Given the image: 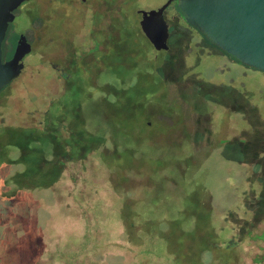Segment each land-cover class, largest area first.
<instances>
[{
	"label": "rangeland",
	"instance_id": "rangeland-1",
	"mask_svg": "<svg viewBox=\"0 0 264 264\" xmlns=\"http://www.w3.org/2000/svg\"><path fill=\"white\" fill-rule=\"evenodd\" d=\"M118 1L125 8L117 20L120 38L96 53L100 69L90 57L95 80L81 78L88 69L66 66L83 58V35L70 46L41 49L27 34L33 50L26 66L0 91V264H181L173 223L196 221L207 236L205 264H264V72L193 31L172 35L168 51H156L135 29V9L166 0ZM36 3L26 5L32 15ZM125 89L145 102L143 121H117V91ZM76 120L82 127L73 143L93 140L95 128L109 132L93 148L71 154L60 144ZM120 125L133 133L132 145L178 162L162 163L156 177L138 162L143 173L120 181L109 164L117 160L110 130L123 136ZM49 142L56 150L39 167ZM28 178L48 182L36 187ZM140 197L138 211L151 220L143 237L128 231L124 213Z\"/></svg>",
	"mask_w": 264,
	"mask_h": 264
},
{
	"label": "water",
	"instance_id": "water-1",
	"mask_svg": "<svg viewBox=\"0 0 264 264\" xmlns=\"http://www.w3.org/2000/svg\"><path fill=\"white\" fill-rule=\"evenodd\" d=\"M26 0H0V91L19 76L23 57L31 52L21 34L13 55L3 60L2 42L14 11ZM173 1L187 23L244 65L264 72V0H167L157 9L138 10L140 27L156 51L168 50L164 9Z\"/></svg>",
	"mask_w": 264,
	"mask_h": 264
},
{
	"label": "flooded vegetation",
	"instance_id": "flooded-vegetation-1",
	"mask_svg": "<svg viewBox=\"0 0 264 264\" xmlns=\"http://www.w3.org/2000/svg\"><path fill=\"white\" fill-rule=\"evenodd\" d=\"M31 2H37L35 15H32V12L26 7V5H29ZM161 5L162 4L155 8L143 9H157ZM124 9L125 8L121 7V3L118 0H26L14 11V19L7 27L6 35L2 42L3 60L12 57L17 40L21 34L25 35L27 41L30 43L31 52L33 50V39L42 49V47L46 46L56 47L62 42L70 46L74 42L75 36L83 35L85 41L83 43V52H85L83 58L75 60L74 62L69 61L68 64L65 59L66 66L68 68L74 65L72 66L74 68H68L69 71L71 70L70 72H73L72 70L76 69V66H80L83 72L84 69H88L90 57L92 56L91 61L92 63L94 62V69H100L102 63H100V59L97 60L98 56H96V53L109 51L111 46L117 45V20H119L118 15L122 14ZM138 10H141V8L135 9V14L139 15V19L137 21V27L134 28L144 37L146 43H150L140 27L141 13H139ZM163 17L168 23V40L172 35H183L187 31H193L196 32L207 45H210L206 41L207 37L203 33L185 21L184 15L178 8L177 1L171 2L164 9ZM174 20L177 22L178 27L170 24V22ZM15 21L17 23L20 22L22 25L16 27V24H14ZM27 34H32L34 36L33 39H30ZM13 37L15 38L14 45L11 41ZM118 37L120 38V35H118ZM168 40L167 44L169 49ZM8 44L10 48H6ZM10 50H12L11 53L7 55V52ZM30 53L23 57L24 66L21 72L26 66L24 59ZM55 68H57V66ZM84 72L85 73H79L81 78L90 79V77H94V80L96 79L97 75L95 74L93 76L89 72V69L87 71L84 70ZM96 73L99 74L98 72ZM72 76L71 74L65 75L68 79H71Z\"/></svg>",
	"mask_w": 264,
	"mask_h": 264
},
{
	"label": "trees",
	"instance_id": "trees-1",
	"mask_svg": "<svg viewBox=\"0 0 264 264\" xmlns=\"http://www.w3.org/2000/svg\"><path fill=\"white\" fill-rule=\"evenodd\" d=\"M128 26H130V25H128ZM11 41H12V44L14 45L15 44V38L13 37L11 39ZM206 41L210 44L211 47H213L219 51H222L223 53H225L226 55L231 57L233 60L238 61L236 58H234L230 54H227L226 52L221 50L219 47H217L208 38H206ZM6 48H10V45L9 44L6 45ZM11 51L12 50L8 51L7 55H9L11 53ZM244 66L251 68V69H255V68H252V67L247 66V65H244ZM150 73L156 74L157 72H154L153 70H151ZM155 78L157 79L156 82H162V78L160 77V75L158 73L156 74ZM145 94L148 95V93H145ZM119 100H121V110H119L117 108L118 109L117 118H119V119H117V121L124 123L125 121L127 122V120H133V118H134V121H138V122L143 121L140 118H141V116H143L146 113V109L144 107L145 102L142 101V97H140V96L135 97L133 94H131L129 91H127V89H125L124 91H122V90L117 91V103ZM141 109H144L145 112L140 114ZM136 110H138L137 113H135ZM73 126L75 127L74 133H71V135L68 137H64L63 142H61V144H60L61 147L64 148V144L67 143L69 145V148H70L69 153H71V154H75L78 151L85 152V151H87V149L93 148L97 143H100L101 141H103V139H105L106 133L109 132V128L104 129V130H101L100 128H95L96 130H93L92 132H90L93 140H90V142L85 143V141L82 142V141L76 139V142L73 143L71 141V138L74 136V134L76 132L78 134V130L82 127V125H81V123L77 122V120H76V124H73ZM117 127L121 131L123 136L117 130V138H115L114 133H113V129L111 128L110 135L112 134L111 137H112V140L114 143L112 156H116V154H117V160L115 158L112 159V156H111V159L115 162H112V160H111L109 164H111V169L113 171H116V167H117V177L120 181L125 180L126 176H129V175H135L136 176L137 173L135 171H138V173H141V174L143 173L141 171L140 165L137 166L138 162H143V164L148 165V172L147 173L151 177H156V175L158 174L159 171H161V168L164 165H170L173 162H178L177 158L174 157L172 159H169V162L165 163V161H161L159 158H155L160 153L156 154V156H155L154 153H152L149 150H146L147 147L144 148V147L139 146V145H132L130 142H128V139L130 137L131 138L133 137V133L130 132L128 127H123L122 125L117 126ZM97 134H100V135L96 137L95 135H97ZM146 137L148 139V135ZM89 138H90V136H89ZM72 143H73V145H72ZM149 143L151 144V140ZM54 145L55 144H53V142H49L48 148H46V145L42 146V148H41L42 156H41L40 160L38 161L39 167L42 165L41 162H42L43 158H45V156H46L44 154H46V152H48V154H52V152H53L52 150L55 148ZM55 150H56V148H55ZM180 150H181V148L178 149V153H180ZM67 153H68V151H67ZM144 162H146V163H144ZM162 163H165V164L163 165ZM116 164H117V166H116ZM35 168H37V167H35ZM53 169H55V168L54 167L50 168V171ZM179 171L181 172L180 169H179ZM179 174H181V173H179ZM54 175H55V172H54ZM54 175H52V178H50V180H52L55 177ZM21 176H23V174H21ZM178 178H183V177L179 176ZM28 179L32 183H34L35 184L34 186H36V187L43 186L44 184H46L48 182V181L47 182L44 181L40 184L36 180V178H28ZM119 190L121 191V185L117 184V192ZM141 203H143V197L138 198L136 201L133 200V203L125 204L124 213H125V216L127 217L126 220H128V222H129L128 228H127V229H129L128 231L131 232V231L138 230L139 231V232H137L138 235L143 237L146 235V230H147V228H149L148 223L151 220H150V217H144V215L138 211L139 205ZM171 210H172V208H171ZM178 212L179 213L181 212L184 215L186 214V216L189 215L186 210L183 212V208H178ZM189 213H191V212H189ZM196 223H197V221H196ZM196 223H195V225H194V223L193 224L189 223V224H186L185 226H181L182 223H173V228L176 230L177 234L174 237H172L173 238L172 242H174L175 247L178 251V254L181 257V264H205L204 261L202 260L201 254L204 251H206L205 247H206V244L208 242L207 236L201 234V232L198 229L200 227V225H197ZM182 243L184 245L183 247H181ZM230 253H232L231 246H228V247H226L224 254L226 255V257H228V255Z\"/></svg>",
	"mask_w": 264,
	"mask_h": 264
}]
</instances>
